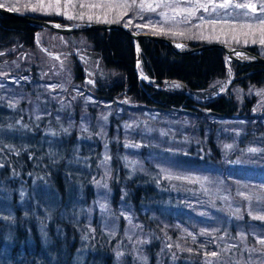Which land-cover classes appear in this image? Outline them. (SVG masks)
<instances>
[{
	"label": "trees",
	"instance_id": "trees-1",
	"mask_svg": "<svg viewBox=\"0 0 264 264\" xmlns=\"http://www.w3.org/2000/svg\"><path fill=\"white\" fill-rule=\"evenodd\" d=\"M125 1L123 6H116L117 9L112 10L114 13L117 12L118 16L108 19L107 22L124 24L135 32H149L181 42L189 47L220 43L245 48L254 54L264 56L259 50L258 37L253 42L248 39L230 40L229 38L234 36H232L234 27L214 26L215 23L211 21L213 18L208 19L212 23L209 28L198 25L201 17L210 18L213 15L212 9L231 7L234 0H174L182 5H191L189 18L185 21L181 17H173V21L163 20L157 10L150 9L152 5H155V1L144 3V10L138 6L140 4L138 1ZM247 1L249 0H238L246 7ZM158 4H162L161 1ZM84 8L81 7V10L87 16H89L88 12H99L94 8L93 11L84 12ZM150 19H154V22H148L151 21ZM94 21L100 20L94 19ZM156 24L161 26L158 27ZM235 30H239L238 26H235ZM35 32L37 29L32 26L0 16V69L9 73V76H3L7 82L11 81L12 76L17 78L16 84L12 87L16 97L20 98L17 102L18 110L12 115L1 117V112L5 111L6 106L0 109V179L5 186H9L8 190L15 196L10 205L16 213V218L11 220L12 228L8 227L7 230L2 228L0 231L2 258L6 259V255H9L12 264H72L79 242L83 238H89L92 248L84 264H116V258H114L116 246L113 242L109 243L106 233H103L100 226L96 225L93 233H87L85 229L80 230L83 223L79 224L70 219L69 222L59 220L58 217L57 223L65 228L66 238L57 240V236L53 233L54 227H51L50 235L54 241L48 250L43 245L44 240L39 234L37 223L23 215L22 210L20 211L16 205L18 187L24 184L31 193L37 190L41 198L47 195L45 191L51 187L50 194L46 196V202L54 205L57 194L60 195V200L58 199L57 202L60 204L58 212L71 206V200L76 197L77 182L69 179L72 175L77 178V174L69 170L68 159L78 140H81L78 124L81 122V113L86 112L85 116H88L91 124L98 123L106 126L105 130L101 131L102 140L97 139L99 148L97 151L101 153L103 149H108L106 158L109 162V171L102 177L101 172L96 169L99 158L95 157L94 164L89 169L93 172H83L85 176L80 177L84 191L81 202L85 206L90 205V201L95 196L94 190L98 186L96 182L102 178H105L103 180L110 178L112 210L116 211L121 202L131 206L137 221L143 224L142 231L153 232L156 238L159 236L161 240L165 239L167 244L164 250L165 264H169L167 261L170 255H174L181 261L180 264H264V244L260 243L257 237V235L264 236V219L255 218L250 215L249 210L255 199L242 198L241 211L235 214L221 206V203L212 202L211 206L205 204L207 198L203 190L198 191L196 195L187 191L190 188L197 190L198 184H195V187L188 182L177 180L174 181V185L177 184V186L170 189L171 194L156 193L155 187L150 183L143 185L142 179L129 175V169L124 165L123 155L131 148L126 149L121 136L124 130L122 119L130 118L134 114H132L133 108H136L134 110L138 113L146 110L148 113L170 115L172 120L179 123L178 127L184 126L185 133L191 136L180 143L181 147L186 148L185 155L180 154L184 169L216 175L218 171H223L227 164L224 163L226 154L221 142L224 137L222 134L218 136L217 124H211L217 119L229 120L230 123H238L239 133L234 134L233 138L224 139L239 142L236 149L238 152L241 150L242 157L245 153L259 155L250 151V148L264 149V103L253 96L247 97L244 103L240 104L230 92L236 86L245 89L248 86L264 87V67L233 62L219 49L191 56H178L166 46L150 40H142L141 62L138 70L148 78L176 81L171 84L146 83L137 79L133 42L122 33L98 31L61 37L49 30H41L40 37L45 36L50 46L60 45L68 51L84 47V45L88 46L93 53L91 57L100 59L101 67L104 66L120 74L118 78L106 82L100 81L97 89L87 84L93 93L90 94L82 85L81 70L75 62V67L70 66L74 86L63 91L60 86L48 79L55 77V80L59 78V75H55V71L51 73V70L37 65V60H42L43 57L48 61L53 59L43 51L41 52L36 44ZM208 35L214 38L225 36V40L211 42L206 39ZM70 39L75 40L74 45L70 43ZM38 51L40 57L36 55ZM4 66L15 71L10 75L9 69L4 70ZM225 78H228V83L231 79L235 80L230 86V91L222 100L203 106L219 112L222 116L215 117L196 109L195 106L202 107V105L196 101H190L182 86L184 83L196 100L207 102L224 90L225 86L219 92L218 85L214 88L213 85ZM4 85L3 88L7 86L5 82ZM76 89L77 91L74 92ZM122 96L131 97L134 105L122 103L120 101ZM90 98L94 104L91 103ZM259 105L263 109L258 110ZM87 106L89 107L87 111L82 109ZM119 107L123 109L120 113ZM99 108L112 109L111 116L108 119L105 118L103 112H99ZM6 110H8L7 107ZM33 111L35 114L30 116L24 113ZM20 120L22 123L19 125L16 121ZM69 123L72 127H68ZM94 131L96 132L97 129ZM49 132L53 134L50 135ZM262 157L264 159V155ZM233 159L230 160L232 164ZM249 182H253L254 185L264 182V169L250 171L246 176V183L243 184L251 189L254 186ZM155 184L164 186L166 181L164 184L160 182ZM176 189L180 191L176 192ZM232 189L236 191L235 188L232 187ZM254 190L250 193H255ZM262 199L263 197L261 201ZM166 202H171L173 207L170 204L164 206ZM169 206L170 212L167 209L170 208ZM146 207L149 211L143 213ZM208 209L211 210L212 221L217 225V229L211 234L200 237L197 233L195 240L185 237L177 242L176 234L181 230L184 231L185 227L191 224H197L196 215L204 212L206 214ZM118 222L119 226L124 227L123 220ZM165 225L167 227L164 230ZM205 225L210 228L209 222ZM194 230L198 232L197 229ZM154 239L149 247L150 264L156 263V253L160 246H164V241L157 239V242ZM232 243L234 245H231ZM162 252L159 251V253ZM120 258L119 256V261Z\"/></svg>",
	"mask_w": 264,
	"mask_h": 264
},
{
	"label": "rangeland",
	"instance_id": "rangeland-1",
	"mask_svg": "<svg viewBox=\"0 0 264 264\" xmlns=\"http://www.w3.org/2000/svg\"><path fill=\"white\" fill-rule=\"evenodd\" d=\"M136 1L140 3L138 6L143 10L144 3L155 1V5H152L153 8L150 7V9L157 10L160 17H162L165 21H173V17H181L183 21L189 18L188 15L190 13L191 5H182L180 2L177 3L174 0H158L157 2L156 0H135V2ZM159 1H161L162 4L159 5ZM125 2V0H0V5H3V8L7 10L9 9L29 15L32 14L38 17L42 16L49 19H60L70 24L76 22L94 23V19L102 21H97L95 23L115 24L107 21L108 19L118 16V13H114L112 10L117 9L115 8L116 6H123ZM247 2V7L240 4L238 0H234V4L231 7H223V9L222 7H219L214 10L212 9L211 14L213 15L210 16V14V18L201 17L199 19L201 22H199L198 25L209 28L212 26V23L209 20L213 18L211 21L215 23L213 24L214 26L227 25L229 28L234 27V32L232 34V36H234L229 38L230 40L235 39L236 41H241V39H248L253 42V40L258 37L257 41H259V50L264 55V0H249ZM81 7H85L83 9L84 12L86 10L93 11L94 9H98L99 12H88L89 16H87L82 12ZM150 20L151 21L148 22H154V19ZM156 25H158V27L161 26L159 24ZM235 26H238L239 30H235ZM43 35L45 34L43 33ZM44 37H40L38 39L39 43L46 44L52 52L61 53L63 56L61 57V61H57L55 59L48 61L47 58L43 57L42 60L40 59L41 61L37 60V65L51 70V73L55 71L54 74H58L59 78L54 80L55 77H51L48 79L53 83L55 82V84L60 86L61 89L65 91L74 84V78L70 74V66L73 65V67H75L74 65L76 61L70 57H66L63 52L68 51L67 49L61 47L60 45H56L54 47L50 46V43L47 42ZM206 39L211 42L219 41L220 39L225 40V36L221 38L216 36V38H214L208 35ZM69 41L74 45V39H70ZM248 44L252 45L255 43ZM84 48L89 47L85 45L84 47H80V49ZM36 55L38 57L41 56L39 55V51ZM92 58L93 57L89 58V63L95 66L97 59ZM42 61L43 64L41 65ZM87 67L90 68V70L94 68L90 65ZM3 69H9L10 75L15 71L7 66H4ZM4 75L9 76V73H5V71L0 69V109L2 106H6L8 108V110H6V107L4 108L5 111L1 112V117L12 115L13 112H16V110H18L17 102L20 100V98L16 97L14 88L12 87L16 84L17 78L12 76L11 81L7 82L3 79ZM119 75V72L105 68L104 66H100L97 72V78L101 82L118 78ZM228 81V78L217 81L213 85V88L215 85H218L217 87L219 92H221L223 90L222 88L226 86ZM4 82L7 85L5 88H3V86H5ZM76 91L77 89L74 92ZM230 94L233 95L235 99L240 102V104H243L247 97L251 98L253 96H256L264 103V87L256 88L248 86L245 89L236 86ZM91 101V103L94 104L93 100ZM120 101L128 105H134V101L128 96H122ZM88 108V106L82 107L85 111H87ZM258 108V110L263 109L260 105ZM99 109V112H103L102 114H104L107 119L112 114V109ZM134 109L136 108H133L132 114H134L130 116V118L122 119L123 121L121 120L124 128L123 134L121 135L123 139L122 142L123 144H126V149L127 147L131 148L130 151H125L123 155L125 161L124 165L127 169H129L128 172L131 177L136 176L137 178L142 179L143 185H149L150 183L155 187L154 192L161 195H166V193L171 194L172 192L170 189L177 186V184L174 185V181L177 180L184 181L186 183L188 182L191 186L198 184V187L196 188L197 190H194L193 188L186 190L195 195L198 191L203 190V193L207 198L205 204L211 206L212 202H218L221 203V206L226 207L235 214H239L241 211V199L244 197H252L255 200L252 202L251 208L249 209L250 215H253L255 218L260 220L264 219V182L256 185H254L253 182H249L252 186H254L251 189H248V187L243 184L246 183V176L249 175L250 171H259L260 169H264V159L262 157L264 155L262 154L264 149L262 147L250 148V151L254 149L255 151L252 152L259 153V155L245 153V156L242 157L240 154L241 150L238 152L236 149L239 142L233 141V139H224L227 137L233 138L235 137L234 134L239 133L238 130L240 128L238 127V123H230L229 120L224 121L217 119L216 122L211 124H217L216 132L218 136L222 134L224 137L221 139V142L223 143V149L226 154L224 163H226L227 166L223 169V171H218L216 175H208L206 173H200L198 170L184 169V166L182 165L183 161L181 160L180 154L185 155L186 148L183 146L181 147L180 143L184 141L186 137L187 140L191 138V136L185 133L186 130L183 129L184 126L178 127L179 123L172 120L170 115H168V117L164 114L148 113L146 110H141V112L139 111L138 113L137 110ZM118 110L120 113L123 109L122 107H119ZM24 113L25 115L30 116L32 114L34 115L35 111L28 114L27 112ZM85 114L86 112L84 114L81 113V122L78 124L80 130L79 137L81 140H78L77 144L74 146L75 150L73 149V152L68 159L69 170L77 174V178L76 176L72 177V175L69 179H74L77 182V188H75L76 197H74V200H71V206L66 210L58 212L60 204L57 202L58 199L60 200V195L57 194L56 201L55 203L53 202L54 205L50 202L49 204L46 202V196L50 194L49 190H51V187H46L47 190L45 193L47 195L41 198L38 196L39 194L37 193V190H35V193H31L24 184L18 187L16 205L20 211L22 210L23 215L29 217L31 220L33 219L37 223L39 234L44 240V242L42 240L43 245L48 250L51 247L50 244L54 241V239H51L53 237L50 235L51 227H54L53 233L57 236V240L66 238L65 228L57 223V219L59 217V220H66L69 222L70 219V221L73 220L79 224L83 223L84 225L80 228V230L82 231V229H85L87 233H93L95 229L94 227L96 225L100 226L103 233H106L109 243L113 242L114 246H116V255L114 257L116 258V264H150L149 247L152 245L153 239L155 238L154 241H157L159 236L156 238V235H154L153 232H149L147 230H143L144 232L142 231L143 224L137 221L138 219L134 216L131 206L121 202L119 207L116 209L117 212L112 210L111 190L109 189L110 178L106 180H103L105 178H102L96 182V185L98 186L95 187V196L90 201V205L85 206L81 202L84 191L82 185L83 181H81L80 177L85 176L83 175L84 171L88 173L93 172L89 170L94 164L93 158H99L96 169L101 172L102 177H104L103 174H107L109 171V162L106 158L108 149H103L101 153H98L97 151L99 149L97 139L102 140L101 131L105 130L106 126L98 123L91 124L90 119L88 116H85ZM69 122H73V120H69ZM16 123L20 125L22 122L20 120L16 121ZM69 125L70 126L68 127H72L70 123ZM96 129L97 131L95 132L94 130ZM50 133L51 132H49V134ZM52 134L53 133L50 135ZM232 155H234V159L232 158ZM231 159H233V164L230 162ZM163 181H166L164 186L155 184L156 182L164 184ZM232 187L235 188L236 191H234ZM8 189L9 186H5L0 179V231L2 228H5L6 230L8 227L9 229L12 228L10 226L11 220L16 218V213L10 205V203L14 201L15 196ZM251 190H254L255 193H250ZM179 191L180 189H176V192ZM262 197L263 199L261 201ZM258 198L259 200H257ZM167 204H170L173 207L171 202H166L164 206H167ZM167 209L168 211H171V207ZM146 211H149L148 207H146L143 213H146ZM114 214L116 216H114ZM196 217L198 218L197 224H191L190 226L185 227L184 231L181 230V232L176 234L175 239H177V242L185 237H190V239L195 240L197 233H199L200 237L205 234H211L213 230L217 229V225L212 221L213 217L211 210L208 209L206 214L205 212L198 213ZM82 219H84L83 222ZM117 219L119 221H124V227L119 226ZM152 219H154V217ZM207 222H209L210 228L205 225ZM166 227L167 225H165L163 229L165 230ZM194 229H197L198 232ZM257 237L259 242L264 244V236L257 235ZM161 241H164V246H162L164 249L161 246L158 249L155 256V264H165L164 256L166 253L164 250L167 244L165 239ZM78 245L79 248L73 255L74 259L72 264H84L88 256L87 254L92 248L89 244V238H83ZM231 245L234 244L232 243ZM159 251L163 252L159 253ZM109 254H111V252H109ZM119 256L121 257L120 261ZM121 261L123 262L121 263ZM167 262H169V264L181 263V261L176 259L174 255H170ZM0 264H12L10 256L6 255L5 259L2 258L1 254Z\"/></svg>",
	"mask_w": 264,
	"mask_h": 264
},
{
	"label": "water",
	"instance_id": "water-1",
	"mask_svg": "<svg viewBox=\"0 0 264 264\" xmlns=\"http://www.w3.org/2000/svg\"><path fill=\"white\" fill-rule=\"evenodd\" d=\"M0 16L5 17V18H11L16 21H20L22 23H25L29 26L34 27L37 29V32H35V37H36V44L38 45L39 49L41 52L43 51L47 56H49L52 59L61 61V56L63 54L58 53V52H52L51 49L44 43H39L38 39L40 38V31L41 30H49L53 33H56L60 35L61 37L63 36H73L76 34H84L88 32H120L122 33L126 38L128 37L132 42H133V50H135V61H136V66H135V71L137 75L138 81H143L146 83H175V80H157L154 78H148L144 76L139 70L138 67L140 65V59H141V41L142 40H150L153 41L157 44H161L163 46H166L168 49H171L174 54L178 56H191V55H196V54H201L204 51H210L213 49H219L224 52L225 57H227L231 61H236L239 62L243 65H259L264 67V57L258 54H254L250 52L247 49H242V48H237V47H232L228 46L226 44H220V43H212V44H203L202 46H186L183 43L176 42L174 40L162 37V36H156L152 33H140V32H135L134 30L130 29L127 25L124 24H101V23H89V22H83V23H73L69 24L65 21H61L59 19H54V18H45V17H38L32 14H25L21 12H15L12 10H7L3 7H0ZM80 49H76L73 53V56L79 54ZM234 79H231L230 82L225 86L224 90L214 98L210 99L207 102H200L199 100H196L194 96L191 95V93L187 90L186 85L183 83V90H185L186 95L188 96V99L190 101H196L202 105L201 106H195L196 109L199 111H202L208 115L212 116H222L219 112L213 111L211 109H208L206 106L213 104L219 100H222V98L225 97V95L230 91V86L234 83ZM94 84V83H92ZM206 105L205 107H203Z\"/></svg>",
	"mask_w": 264,
	"mask_h": 264
},
{
	"label": "flooded vegetation",
	"instance_id": "flooded-vegetation-1",
	"mask_svg": "<svg viewBox=\"0 0 264 264\" xmlns=\"http://www.w3.org/2000/svg\"><path fill=\"white\" fill-rule=\"evenodd\" d=\"M76 49H80V48H76ZM74 49L73 51H64L63 53H65L66 57H70L73 60L76 61V63L78 64L79 69L81 70V74H82V85L84 86V88L88 89V93L93 94L92 90H90L87 87V84H90L94 89L98 88V85L100 83V81L97 78V72L98 69L101 66V62L100 59L96 60V65L93 66L91 63H89V58H91L92 50L90 48H84V49H80L79 54L73 56V52L76 50ZM63 56V55H62ZM61 56V57H62ZM62 60V58H61ZM91 66L94 67L92 70H90V68H88L87 66ZM94 83V84H92Z\"/></svg>",
	"mask_w": 264,
	"mask_h": 264
},
{
	"label": "snow or ice",
	"instance_id": "snow-or-ice-1",
	"mask_svg": "<svg viewBox=\"0 0 264 264\" xmlns=\"http://www.w3.org/2000/svg\"><path fill=\"white\" fill-rule=\"evenodd\" d=\"M0 7H3V5H0ZM252 151H255L254 149Z\"/></svg>",
	"mask_w": 264,
	"mask_h": 264
}]
</instances>
